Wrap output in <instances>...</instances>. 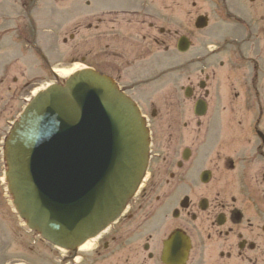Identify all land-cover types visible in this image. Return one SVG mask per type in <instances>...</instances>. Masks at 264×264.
I'll use <instances>...</instances> for the list:
<instances>
[{
	"label": "flooded vegetation",
	"instance_id": "flooded-vegetation-1",
	"mask_svg": "<svg viewBox=\"0 0 264 264\" xmlns=\"http://www.w3.org/2000/svg\"><path fill=\"white\" fill-rule=\"evenodd\" d=\"M159 1L140 0L133 10L112 8L91 15L96 26H120L122 21L134 31L120 38L107 27L102 69L91 66L140 106L147 103L142 94L134 98L141 93L138 85L152 84L146 95L151 109L143 110L150 132L149 163L144 184L122 216L90 247L66 251L64 261L166 264L165 241L177 234L188 247L185 264H264V0H218L217 100L206 66L200 64L202 51L186 64L194 65L191 70L187 66L175 74L168 68L166 78L153 73L159 46L167 55L174 45L171 30L158 29ZM140 35L142 41L136 38ZM91 52L95 56L94 44ZM126 73L139 80L126 84ZM5 81L6 76L0 78V91L9 93L8 104L18 96L28 100L24 93L30 90L19 76ZM10 124L0 127L2 178ZM2 183L8 201L4 179Z\"/></svg>",
	"mask_w": 264,
	"mask_h": 264
},
{
	"label": "water",
	"instance_id": "water-1",
	"mask_svg": "<svg viewBox=\"0 0 264 264\" xmlns=\"http://www.w3.org/2000/svg\"><path fill=\"white\" fill-rule=\"evenodd\" d=\"M205 25L200 17L197 26ZM187 45L182 37L179 49ZM147 154L136 105L107 77L83 69L40 92L15 123L5 152L9 190L30 229L74 249L121 213ZM182 257L180 250L169 259Z\"/></svg>",
	"mask_w": 264,
	"mask_h": 264
},
{
	"label": "rangeland",
	"instance_id": "rangeland-1",
	"mask_svg": "<svg viewBox=\"0 0 264 264\" xmlns=\"http://www.w3.org/2000/svg\"><path fill=\"white\" fill-rule=\"evenodd\" d=\"M139 1L135 0L134 5L132 0H0V78L6 76V83L13 76H19L20 81L27 84V90H30L24 96L30 99L48 83L57 81L52 68H67L72 73L96 64L102 69L105 45L103 34L108 32L107 27L112 29L110 34H118L120 38L131 29L122 21L120 26H109L108 23L96 26L98 22L95 18L91 19V15L112 8L133 10ZM161 2L162 0L158 6L154 4L160 14L158 29L161 26L166 30L170 29L174 45L169 49L173 53L167 55L163 52V47L159 46L158 68L153 73L163 74V78H166V73L163 72L168 68H173L175 74L179 73L193 60L194 52L202 51L205 57L200 60V64L206 66L211 89L214 90L213 99L217 100L218 0H167L163 5ZM23 4L29 6L24 7ZM113 4L115 5L109 6ZM199 14H206L209 18L208 26L202 30L194 26ZM125 16L127 15L119 17H132ZM89 24L92 25L88 30ZM130 33L133 34L134 31L131 30ZM156 33L160 35L159 31ZM181 34H186L193 41L187 54H180L176 49L177 38ZM136 38L142 41L141 35ZM93 44L95 56L91 52ZM193 66H188V70L193 69ZM145 67V61L140 62L139 73H145ZM147 76L152 75L149 72ZM138 80L134 74L125 75L126 84ZM178 83L186 84L184 80H179ZM137 89L141 93L134 95V98L138 99L142 94L147 106L141 107L146 112L150 111L146 95L152 93V84H139ZM8 97L9 93L0 91V127L5 126V129L26 105V101L19 99V96L8 104ZM2 175L3 172L0 171V264H69L64 261L65 251L54 248L36 232L29 231L13 209L11 201L5 200L7 194L2 185Z\"/></svg>",
	"mask_w": 264,
	"mask_h": 264
},
{
	"label": "bare ground",
	"instance_id": "bare-ground-1",
	"mask_svg": "<svg viewBox=\"0 0 264 264\" xmlns=\"http://www.w3.org/2000/svg\"><path fill=\"white\" fill-rule=\"evenodd\" d=\"M56 73L62 77L67 76L68 74H70V71L68 69H58L55 70ZM91 246V241H87L82 247L83 248H87Z\"/></svg>",
	"mask_w": 264,
	"mask_h": 264
}]
</instances>
